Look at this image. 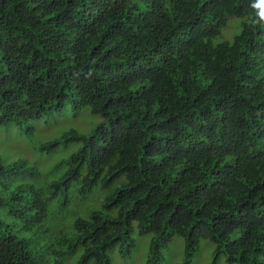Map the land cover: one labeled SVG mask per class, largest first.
<instances>
[{
	"label": "trees",
	"instance_id": "16d2710c",
	"mask_svg": "<svg viewBox=\"0 0 264 264\" xmlns=\"http://www.w3.org/2000/svg\"><path fill=\"white\" fill-rule=\"evenodd\" d=\"M10 128L62 158L0 165V264H264V0H0Z\"/></svg>",
	"mask_w": 264,
	"mask_h": 264
},
{
	"label": "rangeland",
	"instance_id": "374dc122",
	"mask_svg": "<svg viewBox=\"0 0 264 264\" xmlns=\"http://www.w3.org/2000/svg\"><path fill=\"white\" fill-rule=\"evenodd\" d=\"M230 29H224L222 32L221 40L231 42L233 36L235 35L234 32L230 31ZM218 39L217 41H219ZM67 108V109H66ZM70 107H65V111L59 113L58 115L54 116V122L51 126L52 132L59 133V130H63L69 127L77 128L79 132L88 131L87 129H91L94 122L98 120L99 116L92 115L88 110H83L81 114L74 117L72 113L69 111ZM13 127V126H12ZM41 134H44L43 129L40 128ZM47 135V134H46ZM44 135V136H46ZM19 133L18 130L15 128H10L8 131L0 129V159L4 164H7L10 162L13 158H20L21 156H24L29 162H38L40 160L41 163H39L40 168L42 170L47 169L48 166L46 163L47 161L57 162L62 158V155L59 156V153L49 156L41 155L38 151L35 149V143L29 142L26 143ZM11 155H14V157H11ZM58 156V157H57ZM178 237H175L173 244L171 243L166 251H164L165 260L163 264H179L180 259L182 257V249L183 246L182 240ZM146 241V238H138V244L143 243ZM134 254H136L138 257L142 256V249L141 252L138 249H133ZM211 250L209 248L208 243L205 241L201 242L200 249L194 256L193 264H208L211 262ZM142 262V258H139L136 263L139 264ZM132 264V262H130ZM217 264H227L225 262V259L223 257H220L217 260Z\"/></svg>",
	"mask_w": 264,
	"mask_h": 264
},
{
	"label": "clouds",
	"instance_id": "9594fccd",
	"mask_svg": "<svg viewBox=\"0 0 264 264\" xmlns=\"http://www.w3.org/2000/svg\"><path fill=\"white\" fill-rule=\"evenodd\" d=\"M11 157H14V155H11ZM17 159H20V158H17ZM12 160H16V158H13ZM7 164H8V163H7ZM7 164H4V163L1 161V159H0V165L5 166V165H7Z\"/></svg>",
	"mask_w": 264,
	"mask_h": 264
}]
</instances>
